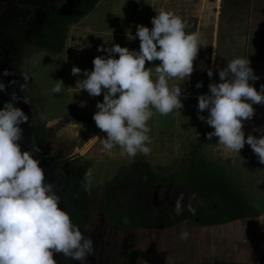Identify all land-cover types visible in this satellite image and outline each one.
<instances>
[{"label":"crops","instance_id":"obj_1","mask_svg":"<svg viewBox=\"0 0 264 264\" xmlns=\"http://www.w3.org/2000/svg\"><path fill=\"white\" fill-rule=\"evenodd\" d=\"M161 9L180 16L186 22V31L197 32L207 46L200 47L190 78L169 80L170 85L182 88V108L171 112L176 118L171 130L165 125L168 114L154 111L148 121L151 152L173 154L185 141L204 137L200 147L210 146L211 161L224 169L252 206L264 208V164L247 143L237 155L218 144V137L209 139L207 133L213 128L199 119L197 99L201 94H210L208 85L220 82L219 70L235 56L248 57L250 67L260 77L249 83L260 91V85L264 84V0H96L88 13L79 12L76 21L69 23L59 53L44 63L34 60L28 66L33 87L34 77L41 68L48 71L50 86L57 80L64 85L58 95L52 93L48 97L39 90L36 92L43 101L39 112L48 116L43 119L49 122L44 135L49 143L50 159L61 163L82 158L91 169V186L99 183L94 178L105 174V170L111 172L108 175L112 178L123 167L124 154L119 146L105 151L100 140H96L87 153H82L84 143L90 138L106 137L92 118L97 111L96 103L103 102V92L95 97L86 90L79 92L76 81L84 78V69L92 70L96 56L107 57L108 53L98 48L119 44L138 51L136 25L151 29V18ZM115 56L118 58V54ZM159 63L158 60L145 63L146 68H151L153 78ZM73 66L79 67L81 73L73 75ZM208 69L213 72L211 77L207 75ZM198 82L202 87H196ZM81 101L85 102L84 107H80ZM253 108L252 119L243 122L245 137L264 135L257 130L264 128V105L253 104ZM199 115L207 116L208 112L204 110ZM80 138L85 139L82 144ZM258 212V216L222 224L203 225L186 219L167 228L141 229L112 225L102 211L95 210L83 230L93 240L94 248L84 264H264V212ZM67 262L81 264L73 259Z\"/></svg>","mask_w":264,"mask_h":264},{"label":"clouds","instance_id":"obj_2","mask_svg":"<svg viewBox=\"0 0 264 264\" xmlns=\"http://www.w3.org/2000/svg\"><path fill=\"white\" fill-rule=\"evenodd\" d=\"M151 24V29L136 25L138 51L119 44L98 48L108 53L107 57L96 56L92 70L84 69V78L76 81L79 92L86 90L93 97L103 92V102L96 103L97 111L92 118L106 137L93 136L84 143L82 153L100 140L105 151L119 146L130 159L137 154L148 156L151 153L148 121L154 111L167 115L182 108V88L170 85L169 80L190 78L193 62L200 47L207 46L206 41L197 32H187L186 22L169 10L157 11ZM156 60L160 63L155 66L153 78L145 63ZM81 71L77 66L71 69L73 75ZM207 75H213L211 69ZM218 75L220 82L208 85L210 94L197 97L199 112H208L207 116L198 112L199 119L213 128L207 137H218V144L237 155L247 143L264 164V135L245 137L242 130L243 122L254 116L253 104L264 105V84L257 91L249 83L260 77L244 56L227 61ZM63 87V81L57 80L50 92L58 94ZM196 87H202V83L198 82ZM5 88L0 82V91ZM12 99H17L15 94ZM25 102L28 103L26 99ZM84 106L81 101L80 107ZM28 119L12 102L0 108V264H57L54 252L84 264L94 250L93 240L80 231L66 210L58 207L61 197L54 191V183L46 181L40 161L34 158V146L31 150L21 149L20 125ZM257 130L264 133V128ZM84 178L91 184V169L85 171ZM187 207L195 212L191 204ZM183 210L181 195L175 201L174 211L179 215Z\"/></svg>","mask_w":264,"mask_h":264},{"label":"rangeland","instance_id":"obj_3","mask_svg":"<svg viewBox=\"0 0 264 264\" xmlns=\"http://www.w3.org/2000/svg\"><path fill=\"white\" fill-rule=\"evenodd\" d=\"M38 3L39 0H0V44L8 53V55H4L0 51V59L3 58L0 64V82H3L6 86L4 91H0V108H3L6 102H12L14 107L21 108L29 117L28 121L21 124L22 129H25L24 133L22 132V140L30 150L34 146V158L36 159L41 156L38 154V150L44 153L49 150L45 147L46 145L49 146V143L45 142L43 137L44 127L49 122L43 119L47 115L39 112L43 101L42 99L39 100L36 92L39 90L49 97V95H52L50 92L52 86H50L51 83L48 80V71L46 68H41L38 71L39 74L34 77L37 89L33 87L29 82L28 66L34 60L44 63L46 59L55 57L54 55L59 53L62 46V42L54 47L44 43L41 40V29L49 24L65 37L70 27L69 23L76 21L79 12L88 13L91 10L89 8L96 4V0H49L41 10L35 9ZM84 6L85 8H83ZM66 19L72 21L66 23ZM6 71L7 75H5ZM25 76L28 79H25ZM12 94H15L16 100L12 99ZM25 99L28 103L25 102ZM167 118L165 125L167 130H171V125L175 124L173 120L176 119L174 112H170ZM181 133L184 134V130ZM198 140L185 141L173 154L170 152L160 155L151 152L148 156L137 154L134 159L122 155L124 157L123 164H121L123 167L112 178H110L111 175H108L111 172L106 170L105 174L95 176L94 179L99 183L91 186L92 189H87L90 193L89 206L93 210H99L104 208L106 203L108 206L118 203L117 212L118 210L123 211L121 217L122 215L130 217L131 224L156 227L161 224H169L172 216L181 218L184 215V211L179 215L174 211L175 201L182 195L183 203L185 200H189L191 203H197L201 208H204L205 211L201 214L202 219L209 221L213 217V212L206 211L205 193L202 194V197L193 194L195 187L193 179L188 180L186 187L177 185L173 187L172 183H169V179H174L177 183H180V179L174 178V175L182 173L187 168L193 143ZM84 141V138H80L79 144ZM198 151L200 156L209 161L213 158L209 145L199 147ZM50 160L57 166L60 163L53 161V159ZM75 163L72 164L71 170L78 172V178L80 180L84 179V182H86L84 173L89 168L87 166L75 168ZM137 167L147 170L145 181L141 180L139 168ZM62 170L57 171L54 190L70 175V171ZM115 176L119 178L111 182ZM231 177L238 180L235 176L231 175ZM105 181L110 182V185L104 187L102 184ZM242 194L244 197H248L245 193L242 192ZM253 207L256 211L264 212V208L261 206L253 205ZM196 217L201 218L200 215ZM188 221L191 220L188 219Z\"/></svg>","mask_w":264,"mask_h":264},{"label":"trees","instance_id":"obj_4","mask_svg":"<svg viewBox=\"0 0 264 264\" xmlns=\"http://www.w3.org/2000/svg\"><path fill=\"white\" fill-rule=\"evenodd\" d=\"M83 8H85V6ZM86 11H88V9H86ZM52 27L53 26L48 24L41 29V40L54 47L58 46L64 37L63 34ZM203 139L204 137L200 138L196 143H193V149L189 154L187 168L184 169L182 173L174 175V178L180 179V183H177L174 179H169V183H172L173 187L176 185L186 187L188 180L193 179L195 181L193 194L200 197H202V194H206V211L209 210L213 212V217L209 221L202 219L201 214L204 213V208H201L197 203L193 204L191 201L185 200L183 203L184 215L181 216V218L172 216L170 218V223L161 224L159 226L160 228L176 225L186 219H193L192 217L195 215H200V224L203 225L222 224L237 219L259 215V212L256 211L243 196L239 187L229 179L224 169L217 166L212 161L205 159L203 156H200L198 149L201 146ZM74 184L75 181L72 182V180H69V182L65 184V194L72 195ZM81 188L82 186H80V190ZM189 204L195 208V212L188 210L187 205ZM64 210L70 215L72 222L82 230L87 221L86 209L82 207L76 208L73 205L70 206L69 204H66Z\"/></svg>","mask_w":264,"mask_h":264},{"label":"flooded vegetation","instance_id":"obj_5","mask_svg":"<svg viewBox=\"0 0 264 264\" xmlns=\"http://www.w3.org/2000/svg\"><path fill=\"white\" fill-rule=\"evenodd\" d=\"M48 1L46 2V4L48 3ZM39 3H40V0H39ZM39 3H38V5H37V7L35 9L38 8ZM46 4H45V6H46ZM0 51H2L4 53V55H8L7 51L5 50V48L1 44H0ZM2 61H3V58L0 59V64H1ZM20 127L23 128L21 125H20ZM43 137H44L45 142H46L47 141V137L44 134H43ZM19 143L21 145V149L22 150H25L23 146L27 147V150H30L29 147L23 142L22 139H21V141H19ZM45 147L48 148V145H46ZM37 152H38L39 155H41L40 158L38 159L40 161V163L43 160H46L48 162V164L51 167L54 168L53 172H51L50 167L40 164V166L45 171L46 181L54 183L55 176H56L58 170L63 169L62 171H65V170H68V172L70 171V175H68L67 179L65 181H62L61 185L54 191L59 193L62 196V198H63V206H64L63 210L65 209L66 204H69L70 206L73 205L76 208H80V207L85 208L86 211H87V213H86L87 214V216H86L87 217L86 224H87L92 212L95 211L88 204V201L90 200V193H88L87 189H92V188H91L90 184H87V182H84V179L80 180L78 178V174L79 173L75 172V171H72L71 167H73L72 164L75 163V162H78V163H75V165H74L75 168H77L79 166H85V167L87 166L88 167L89 163L84 161L82 158H78V159H75V160H72V161L61 162L57 166L56 164L54 165L53 162L50 160L51 156L48 154L49 150H47V152L45 151V153L42 152V151H39V150ZM137 168H139V167H137ZM74 170H76V169H74ZM139 172H140V175H141V180L145 181L144 178L146 177V170L144 168L140 167L139 168ZM117 178H119V177L115 176L111 182H114ZM69 180H72V182L75 181L72 195L65 194V187L64 186H65V184H67L69 182ZM115 183H112V184H115ZM109 185H110V182H106V183L103 184L104 187L109 186ZM80 186H82L81 190H80ZM106 201H108V200H106ZM60 205H61V202L59 203L58 207H60ZM118 207H119L118 203L117 204L115 203L114 205H111V206H108V204L106 203L105 207L99 209L98 211H102L103 212V217L109 223H111L112 225H123V226H127V227L128 226H132V227L141 228V229L160 228L159 227L160 225L156 226V227H149V226H146V225L142 226V225H137V224H131V220H130L131 218L130 217H128L126 215H122V217H123L122 218L121 214L123 213V211L118 210L119 213L117 212V208ZM195 216H193L192 217L193 219H190V220H192L193 222H196V219L194 218ZM200 219H199L198 222H200ZM86 224H85V226H86ZM85 226L82 228V230H80L82 233H83V230H84ZM169 227H171V226H169ZM165 228H167V227H165ZM53 259H55L57 261V264H66V263H68L67 260H72L71 258H65L62 253H56V252L53 253Z\"/></svg>","mask_w":264,"mask_h":264},{"label":"water","instance_id":"obj_6","mask_svg":"<svg viewBox=\"0 0 264 264\" xmlns=\"http://www.w3.org/2000/svg\"><path fill=\"white\" fill-rule=\"evenodd\" d=\"M47 1L48 0H40V3H39V6H38L37 10L43 9V7L45 6ZM23 147H24L25 150H27V147H25V146H23ZM40 164L50 167L51 172H53L54 168L51 167L46 160H43ZM57 194L61 197V199H60V202H61L60 208L63 210V207H64L63 206V198H62V196L59 193H57ZM194 218L196 219V221H199V219L196 216Z\"/></svg>","mask_w":264,"mask_h":264}]
</instances>
